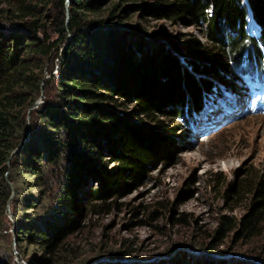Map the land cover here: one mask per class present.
<instances>
[{"label":"trees","instance_id":"16d2710c","mask_svg":"<svg viewBox=\"0 0 264 264\" xmlns=\"http://www.w3.org/2000/svg\"><path fill=\"white\" fill-rule=\"evenodd\" d=\"M107 1L0 0L7 6L0 8V230L11 194L5 176L15 196L40 189V196L28 193L14 202L23 217L12 212L17 244L26 242L40 253L28 264H58L72 252L69 239L87 212L107 208L108 199L175 158L179 119L195 125L217 80H224L226 63L252 71L264 62V0H153L148 10L154 17L204 31L206 43L189 37L181 45L158 40L165 37L161 29L149 34L137 23H124V3L139 1L135 7L145 12L144 0H112L103 8ZM48 6L54 15H48ZM248 11L260 34L246 30ZM51 26L53 40L46 33ZM54 59L57 72L44 82V101L26 134L24 108L38 95L45 63ZM121 99L133 105L126 114L117 111ZM20 180L34 183L21 189ZM81 183H89L82 195ZM47 189L53 193L42 215H26ZM244 190L247 209L237 219L219 217L207 243L210 259L181 252L168 264H254L240 258L227 263L218 250L230 232L251 238L264 223V176L239 182L234 193Z\"/></svg>","mask_w":264,"mask_h":264},{"label":"rangeland","instance_id":"374dc122","mask_svg":"<svg viewBox=\"0 0 264 264\" xmlns=\"http://www.w3.org/2000/svg\"><path fill=\"white\" fill-rule=\"evenodd\" d=\"M111 2L107 1L103 8ZM139 3H124L127 9L124 23H137L140 30L149 34L161 29L165 37L158 40L170 39L178 45L189 37L206 43L202 29L181 21L154 17L148 10L153 0H144L145 12L135 7ZM1 7L7 6L0 2ZM64 9L67 14V3ZM53 11L47 7L48 15H54ZM248 29L254 34L258 32L253 24H249ZM46 33L49 40L57 37L53 26L48 27ZM179 48L187 59L185 50ZM56 72V59L53 63H45L38 95L24 108L26 134L36 124L35 110L44 101L43 84ZM224 72V80L213 76L220 91L213 106L199 117L197 124L188 127L179 119L182 129L177 132L176 139L181 146L175 158L159 165L137 186L108 199L110 205L107 208L87 212L80 229L69 239L72 252L58 264H96L102 260L124 264H168L172 255L181 252L193 259L212 257L207 243L219 217L228 215L237 219L247 209L249 196L246 190L240 195L234 193L239 182L252 181L260 174L264 176V89L247 74H240L229 62ZM118 101L116 107L120 113L126 114L133 107L122 99ZM5 178L11 186V194L2 216L0 264H28L33 255L40 253L26 242L17 244L15 217L24 214L14 202L28 193L40 196V189L20 190L15 196V186L7 175ZM20 181L16 187L21 189L34 183ZM87 185L89 183H81L79 194L87 190ZM226 190L228 194L224 196ZM51 193L53 191L45 190L38 206L27 209L26 215L32 218L42 215ZM221 242L218 250L223 253L219 257L227 263L237 258L254 264L264 263V223L259 233L251 238H238L230 232ZM121 251H130V254L122 255Z\"/></svg>","mask_w":264,"mask_h":264}]
</instances>
